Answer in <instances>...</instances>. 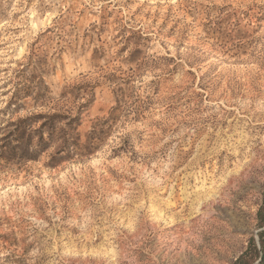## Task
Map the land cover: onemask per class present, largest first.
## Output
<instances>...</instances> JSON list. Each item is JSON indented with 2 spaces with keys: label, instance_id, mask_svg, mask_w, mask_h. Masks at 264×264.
<instances>
[{
  "label": "rangeland",
  "instance_id": "1",
  "mask_svg": "<svg viewBox=\"0 0 264 264\" xmlns=\"http://www.w3.org/2000/svg\"><path fill=\"white\" fill-rule=\"evenodd\" d=\"M263 228L264 0H0V264H256Z\"/></svg>",
  "mask_w": 264,
  "mask_h": 264
},
{
  "label": "trees",
  "instance_id": "2",
  "mask_svg": "<svg viewBox=\"0 0 264 264\" xmlns=\"http://www.w3.org/2000/svg\"><path fill=\"white\" fill-rule=\"evenodd\" d=\"M258 215H259V211H258ZM249 243H250L249 246L255 250L256 243L253 242V240H251ZM257 245L259 246V255L256 264H264V228L258 232Z\"/></svg>",
  "mask_w": 264,
  "mask_h": 264
},
{
  "label": "bare ground",
  "instance_id": "3",
  "mask_svg": "<svg viewBox=\"0 0 264 264\" xmlns=\"http://www.w3.org/2000/svg\"><path fill=\"white\" fill-rule=\"evenodd\" d=\"M263 118V117H262ZM210 197V196H209Z\"/></svg>",
  "mask_w": 264,
  "mask_h": 264
}]
</instances>
